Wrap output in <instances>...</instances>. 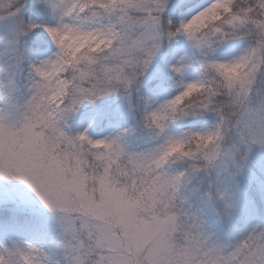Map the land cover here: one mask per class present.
<instances>
[{
	"label": "snow or ice",
	"instance_id": "6c2138e0",
	"mask_svg": "<svg viewBox=\"0 0 264 264\" xmlns=\"http://www.w3.org/2000/svg\"><path fill=\"white\" fill-rule=\"evenodd\" d=\"M0 264H264V0H0Z\"/></svg>",
	"mask_w": 264,
	"mask_h": 264
}]
</instances>
